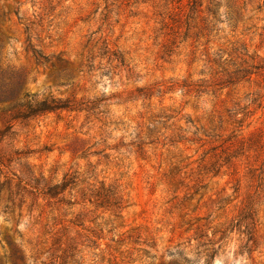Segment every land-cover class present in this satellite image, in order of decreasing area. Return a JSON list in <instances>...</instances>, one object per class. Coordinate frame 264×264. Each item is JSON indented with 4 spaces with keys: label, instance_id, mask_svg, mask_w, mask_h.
<instances>
[{
    "label": "rangeland",
    "instance_id": "1",
    "mask_svg": "<svg viewBox=\"0 0 264 264\" xmlns=\"http://www.w3.org/2000/svg\"><path fill=\"white\" fill-rule=\"evenodd\" d=\"M209 1L165 53L163 5L0 0V68L37 100L83 107L0 119V264L8 239L37 264L60 240L63 264H204L212 251V264H264V0ZM26 167L65 190L42 199L14 175Z\"/></svg>",
    "mask_w": 264,
    "mask_h": 264
},
{
    "label": "trees",
    "instance_id": "2",
    "mask_svg": "<svg viewBox=\"0 0 264 264\" xmlns=\"http://www.w3.org/2000/svg\"><path fill=\"white\" fill-rule=\"evenodd\" d=\"M135 2L151 4V6L154 8L161 5L164 6V14L162 15L160 20L161 21L160 29H162L163 35L167 36L166 41L164 42L163 45L165 46L164 49L165 53L170 52L173 46L174 47L178 46V44H176L177 38H180V40H178V43L186 41L187 40L186 38L191 36L190 32L192 33V30L195 28L196 19L198 20L202 19L201 18L202 7H203L202 0H135ZM209 5H210V1L207 0L206 3L207 11H209L210 8ZM194 32L195 31H193V33ZM199 32L200 31L198 30L196 32V35ZM105 47L106 46L104 45V48ZM30 48H31V53L37 63H41L43 65H47V64L54 65L52 61L50 63V57L44 55V53L41 50L36 49L32 46ZM108 51L109 54L110 53L115 54L113 53V50L108 49ZM117 60L120 62L123 61V59L119 57L117 58ZM23 82H24V74L19 70L10 67L0 68V119L3 120V122L6 124L10 120L33 119L45 113L55 110L81 111L83 109V107L81 108L77 105H73L76 103H70V101L67 98L60 99V98L52 97L48 99L37 100L34 97H32L29 93L23 91ZM250 141H251L250 138L238 139L235 147L236 149L241 150L244 148V146L248 145ZM224 149L225 148L214 150L210 157L211 158L219 157L221 153L225 152ZM228 162L229 159H227L225 164H227ZM19 172L20 173L18 175L14 173V175H16L17 180L26 185H29L31 192L37 195H41L42 199L45 198L46 201L47 198L53 196L51 195L50 190L54 193V196L60 193L62 190H65L64 189L65 183L60 182L61 184L60 183L51 184L49 181H46L43 177L35 175L33 171L27 167L23 169V171H19ZM56 188H58L59 190L55 191L54 189ZM105 190L106 193H104V197L107 199H104L105 201L102 202H106L107 206H111V208L112 207L118 208L119 205L117 199L119 198V194L117 193V191L115 189L110 190L109 188H105ZM88 200L89 202H91L90 199ZM111 201L114 202L110 203ZM250 206H251L250 204L249 205L245 204L243 210L250 213L249 211H252V207ZM238 217L240 220L246 218L243 217L242 213L241 214L239 213ZM69 221L73 224L72 226L74 228L75 227L77 228L76 229L77 232H79V228L85 231H89V234L85 235V239L88 240V242L94 243L100 237L99 235L95 234L93 230L82 225V223H78L72 220ZM66 228L67 226H64L63 230H66ZM62 243L64 244V246L61 247V254L59 255L52 254L51 259L41 264H63L64 257L66 256V252L70 244H68V241L61 242L60 240L58 242L59 249ZM8 244L10 246L9 258L12 264H37L34 262L27 263L25 253L9 239H8ZM212 255L214 256L213 251L212 253L211 252L208 253L207 257L211 258ZM208 258L206 259L204 264L207 263L212 264L211 261L209 262ZM56 260H59V262L57 263ZM181 260L182 262H185L186 259L181 257ZM144 264H179V262L160 261V262H148Z\"/></svg>",
    "mask_w": 264,
    "mask_h": 264
}]
</instances>
